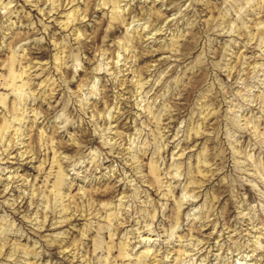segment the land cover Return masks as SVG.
Here are the masks:
<instances>
[{
    "label": "rangeland",
    "instance_id": "rangeland-1",
    "mask_svg": "<svg viewBox=\"0 0 264 264\" xmlns=\"http://www.w3.org/2000/svg\"><path fill=\"white\" fill-rule=\"evenodd\" d=\"M0 264H264V0H0Z\"/></svg>",
    "mask_w": 264,
    "mask_h": 264
}]
</instances>
